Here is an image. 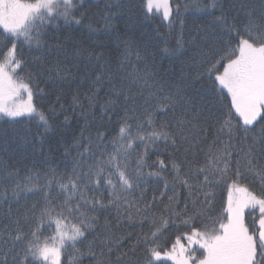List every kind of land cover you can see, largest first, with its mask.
<instances>
[{
	"label": "snow or ice",
	"instance_id": "1",
	"mask_svg": "<svg viewBox=\"0 0 264 264\" xmlns=\"http://www.w3.org/2000/svg\"><path fill=\"white\" fill-rule=\"evenodd\" d=\"M196 6L213 16L214 23L223 29L217 33L219 45L201 51V63L207 78L212 79L211 89L201 92L223 97L227 104L217 107L210 102L198 103L181 90H172L157 81L146 64L143 68L131 65L128 40L123 41L124 59L116 60L115 68L107 63L101 65L103 54L89 53L73 44V57L87 58L81 61L85 68L93 60L97 68H104L98 75L93 73L91 87L99 92L106 82L110 99L101 105L99 121H93L99 125L96 137L76 143L75 149L85 151L77 152L71 175L67 171L58 175L54 168L34 174L30 171L23 178V186L16 180L18 171L0 175V185L5 186L0 190V201L8 205L3 213L7 222L0 240V264H60L65 246L83 243L93 234L89 249L98 243L107 248L108 257L115 256L114 261L102 260L100 264H164L165 260L174 264H264V0L258 6L241 3L239 8L232 4L228 9L221 0H196ZM91 7H99L97 0H0V117L13 121L38 119L45 129L49 128L48 116L38 112L32 103V73L20 75L27 64L20 46L44 52L45 60L53 48L56 54L64 52V59L43 71L50 73L53 85L57 80L66 82L70 74L66 67L71 62L67 53L70 38H66V43L50 45L45 30L52 28L54 22L57 29L61 24L68 28L79 26L90 34L114 30L112 20L121 17L112 13L113 5H104L108 14L102 16V29L89 21L87 9ZM115 8L119 12L127 5L120 3ZM229 10L237 13L231 21ZM143 11L145 15L162 14L169 25L174 19L170 0H144ZM217 11L219 16L214 15ZM175 13L178 17L179 5ZM136 55L139 59V53ZM35 59L40 68L41 57ZM128 67L131 72L126 71ZM133 89L138 95L131 94ZM24 94L27 101L17 103ZM93 99L88 97L90 106ZM121 107L124 114L120 116L118 131L109 139L99 128L106 126L105 118L111 119L109 113L115 114ZM169 112L170 120H157L158 114L166 116ZM257 125L260 131L253 134ZM161 141L173 149V195L167 197L168 203L158 214L152 211V203L141 208L137 206L140 201L130 200L129 196L149 177L161 178V174L144 172L148 165L143 154L136 152L135 167L130 158L139 144L147 149ZM85 153L93 163H83ZM39 154L44 155L43 149ZM68 154L66 150L64 155ZM44 163L49 160L45 158ZM158 163L165 169L164 160ZM250 175L260 178L259 194L243 183ZM162 179L168 189L169 181ZM229 180L226 206L216 213L213 189ZM176 184L187 189L183 200L175 193ZM8 185H14L10 193ZM22 192L40 199L21 205ZM54 192L58 194L53 195ZM113 210L117 224L126 220L132 232L114 238L108 220L100 224L101 216ZM246 210L251 223L246 219ZM170 228L178 234L170 249H165L161 239ZM46 229L51 234L45 236ZM125 238L129 242L126 248L121 243ZM164 243H168L167 239Z\"/></svg>",
	"mask_w": 264,
	"mask_h": 264
},
{
	"label": "trees",
	"instance_id": "2",
	"mask_svg": "<svg viewBox=\"0 0 264 264\" xmlns=\"http://www.w3.org/2000/svg\"><path fill=\"white\" fill-rule=\"evenodd\" d=\"M143 2L144 0H97L99 7L87 9L89 21L93 23L95 28H103L102 16L108 14V9L104 7L106 3H111L113 5L112 13L121 17L112 20L114 30L110 29L108 33L98 31L90 34L79 26L68 28L62 24L57 29L55 22L52 28L45 30L48 33L46 40L50 45L66 43V38H70V42H67V53L71 62L66 65L70 74L66 82L57 80L53 85L52 79L49 78L50 73L43 71V69L54 68L58 61L64 59V52L56 54L53 48L45 60L43 59L44 52L30 50L24 45L20 46L19 50L27 61L25 72L20 73V75L25 76L28 72L32 73L33 104L38 112L43 111L48 116L49 128L45 129L38 119L16 118L13 121L9 118L0 117V175L5 172L18 171L19 175L16 180L22 186L24 185L23 178L28 176L30 171L34 174L35 171L44 172L48 168H54L57 169L58 175H63L66 171L68 175H71V168L76 163L74 158L77 157V152L85 151L83 148L75 149L76 143H86L89 137L93 139L96 137L99 125L94 124L93 121H99L102 115L101 105H104L110 97L107 95L109 89L106 82L103 89L97 92L91 87V81L94 78L93 73L98 75L104 71V68L102 66L97 68L95 60L89 67L85 68L81 61H86L87 58H74L73 44L87 49L89 53L103 54L104 59L100 62L101 65L107 63L115 68L117 66L115 61L124 59L122 54L123 41L128 40L130 41L128 55L131 65L143 68L146 64L155 74L157 81L171 86L172 90H181L184 95L194 97L198 103L210 102L217 107L227 104L228 101L224 100L223 97L217 98L211 93L205 95L204 92H201V89L207 92L212 87V79L207 78V72L201 63V51L207 52L213 46H218L220 38L217 33L223 31L220 25L214 23V17L202 12L196 6V0H170L174 19L169 25L167 21L163 20L162 14L145 15ZM260 2L261 0H221L226 9L232 4H236L239 8L241 3H252L258 6ZM120 3L127 5V8L118 12L115 5ZM177 5L180 7L178 17L175 13ZM81 11H85V9H81ZM214 15L219 16L220 12L217 11ZM236 15L235 11L229 10L230 21L231 17ZM240 18L243 21L244 13L242 11ZM53 36L56 39H53ZM117 36L122 39L118 40ZM224 39L227 40L228 37ZM0 43L3 45L2 38H0ZM235 43L236 41L233 40L232 44L235 45ZM101 44L106 45V47H99ZM118 47L119 52H117ZM137 53H139V59ZM36 57H41L40 68L37 67ZM220 70L222 71V69ZM126 71L131 72L132 68L128 67ZM85 73L88 75L86 76ZM131 94L138 95V91L133 89ZM201 96L204 97L203 101H201ZM88 97H94L91 106ZM136 103L139 104L141 101L136 100ZM179 112L180 110L177 108V116ZM123 114V107L116 110L115 114L109 113L111 119L105 118L106 126L100 127L99 131L107 133L111 139L118 131L119 119ZM171 118V112L166 116L157 115V120H170ZM259 131L260 126L257 125L253 134ZM41 149L44 152L43 156L39 154ZM66 150L69 153L67 156L64 155ZM136 152L145 156L148 166L144 168V172H160L161 178L149 177L140 188L130 194L129 199L139 200L140 203L137 206L141 208L146 203H152V211L159 214L163 211L164 205L168 203L167 197L173 195L171 187L173 173L170 159L173 149L162 141L155 145H149L147 149L143 144H139L135 147L130 158L132 167H135ZM45 158L49 160V163H44ZM200 159L202 163V156ZM159 160H164L165 169H161ZM83 163L85 165L93 163L88 158L87 153H85ZM162 178H167L169 181L168 189H165ZM230 183L231 180L213 189V204L216 213H220L222 206H226L227 184ZM243 183L258 194L262 191L259 177L254 179L250 175ZM13 186H7L9 193ZM3 187L5 186L0 185V190ZM162 193H164L163 196ZM175 193L181 200L188 194L187 189L179 184H176ZM57 194L53 193V195ZM88 195L91 196L92 193L89 192ZM105 195L107 194L105 193ZM154 197L156 198L155 202H153ZM38 199L40 197L25 195L22 192L20 204L35 203ZM7 207L8 205L0 201V240L4 238V225L7 221L3 219V213ZM134 211L135 209H133ZM105 219L109 222L114 238L123 237L125 233L133 231L124 219H121L117 224L115 210L110 214L101 216V225ZM246 219L249 223L252 222V217L247 215V210ZM49 234H51V230L46 229L44 235ZM176 234L178 232L175 228H170L168 232L164 233L161 243L164 244L165 249H170L171 241ZM93 235H88L87 240L83 243L65 246L60 257V264H100V261L107 259L114 261L115 256L108 257L107 248H102L98 243L91 250L89 249L88 245L89 242L93 241ZM165 239L168 241L166 244L164 243ZM121 243L126 248L129 242L125 238ZM0 247H3L2 243H0Z\"/></svg>",
	"mask_w": 264,
	"mask_h": 264
},
{
	"label": "rangeland",
	"instance_id": "3",
	"mask_svg": "<svg viewBox=\"0 0 264 264\" xmlns=\"http://www.w3.org/2000/svg\"><path fill=\"white\" fill-rule=\"evenodd\" d=\"M18 101L21 102V103L26 102L27 101V95L24 94L23 97H22V99L21 100H18ZM32 103H33V98H32Z\"/></svg>",
	"mask_w": 264,
	"mask_h": 264
}]
</instances>
